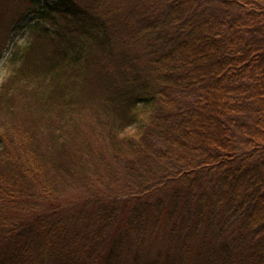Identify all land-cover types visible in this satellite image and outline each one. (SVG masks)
Masks as SVG:
<instances>
[{
    "label": "trees",
    "instance_id": "obj_1",
    "mask_svg": "<svg viewBox=\"0 0 264 264\" xmlns=\"http://www.w3.org/2000/svg\"><path fill=\"white\" fill-rule=\"evenodd\" d=\"M119 1L110 13L101 0L31 1L54 43L35 71L38 102L62 119L45 151L28 131L19 157L0 139V264H116L163 230L169 254L197 238L216 264H264V0ZM98 93L112 136L137 132L57 162L95 198L89 212L57 211L46 164L74 144L78 110ZM91 165L99 184L135 195L93 192Z\"/></svg>",
    "mask_w": 264,
    "mask_h": 264
},
{
    "label": "rangeland",
    "instance_id": "obj_2",
    "mask_svg": "<svg viewBox=\"0 0 264 264\" xmlns=\"http://www.w3.org/2000/svg\"><path fill=\"white\" fill-rule=\"evenodd\" d=\"M31 1L0 0V139L3 141V146L10 145L18 157L20 156L18 131L34 133L38 146L45 151L48 147L50 129L57 127L62 119L56 108L44 114L38 102L39 97L46 91V81L39 80L35 71L38 69L39 60L49 53L50 49L52 54L51 47H54V43H50L39 33L38 26H46V24L35 15ZM35 1L40 3L43 0ZM77 1L93 5L92 0ZM147 2L151 5L153 0ZM109 6L107 0H101L100 7L107 9L108 13L111 12ZM41 7L43 6H37V8ZM123 7L124 1L117 0L112 10H120ZM27 78H30V81ZM7 98L12 99L13 102L11 113L5 101ZM85 100L83 107L78 110L80 134H77L74 144L69 145L63 155L56 154L50 158L49 164L45 163L55 193L54 198L45 202L48 203L47 205L54 203L55 209L60 208L57 211L89 212L88 205L92 204V199L95 200L85 184L71 179L58 167L57 162L68 166L78 161V153L87 152L88 144L98 143L104 149H113L119 139L130 137L137 132L136 127L122 134L115 130L118 134L113 137L111 113L104 107L105 101L102 95L94 94ZM91 166L93 168L91 176L98 179V184L90 185L93 192L99 189L105 197H113L123 204L129 202L135 195L134 191L125 190L122 184L111 182L99 184L101 173L94 165ZM134 200L137 201L136 198ZM147 241L151 242L144 246H133L135 252L131 254L120 251L115 260L116 264H216L210 258L211 248L208 246L204 248L206 244L203 245V241H198L197 238L193 240L188 252L177 247L172 254L168 251L170 244L165 230L158 237Z\"/></svg>",
    "mask_w": 264,
    "mask_h": 264
}]
</instances>
